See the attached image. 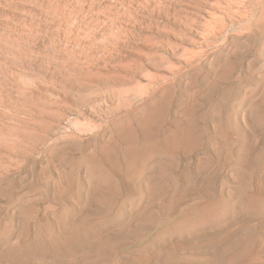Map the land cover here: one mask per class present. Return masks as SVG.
I'll use <instances>...</instances> for the list:
<instances>
[{"label": "rangeland", "instance_id": "rangeland-1", "mask_svg": "<svg viewBox=\"0 0 264 264\" xmlns=\"http://www.w3.org/2000/svg\"><path fill=\"white\" fill-rule=\"evenodd\" d=\"M0 264H264V0H0Z\"/></svg>", "mask_w": 264, "mask_h": 264}, {"label": "bare ground", "instance_id": "bare-ground-1", "mask_svg": "<svg viewBox=\"0 0 264 264\" xmlns=\"http://www.w3.org/2000/svg\"><path fill=\"white\" fill-rule=\"evenodd\" d=\"M243 2V1H242ZM235 14V13H234ZM218 15V14H217ZM218 17V16H217ZM216 21V20H215ZM229 21V20H228ZM215 26V25H214ZM212 27V26H211ZM222 27V26H221ZM96 29V28H95ZM94 29V30H95ZM213 38V37H212ZM210 63V62H209ZM258 120V119H257ZM260 120V119H259ZM232 122V121H231ZM259 123L261 122V124H262V121H258ZM136 188V187H135ZM80 226V225H79ZM70 229V228H69ZM74 229V228H73ZM75 230V231H74ZM73 231H70V230H67L68 232H67V234H66V236H65V238H64V240L62 241L63 243H64V245H63V248H64V246L66 245L67 247H69V246H72V245H75V244H78V243H80V242H85V241H87L92 235L87 231V230H85V231H78V230H76V229H74ZM99 235V234H98ZM53 239H55V238H53ZM56 240H58V239H56ZM52 241V240H51ZM61 241V240H60ZM60 241H57V242H60ZM62 242L59 244V245H61L62 244ZM83 242V243H84ZM55 243V242H54ZM81 244V243H80ZM17 245V244H16ZM51 245H53V244H51ZM57 245V244H56ZM58 245V246H59ZM18 246V245H17ZM39 247V246H38ZM51 247V246H50ZM61 247H62V245H61ZM80 247V246H79ZM55 248H57V247H55ZM71 248V247H70ZM65 249V248H64ZM57 250V249H56ZM13 254V253H12ZM262 262V261H261Z\"/></svg>", "mask_w": 264, "mask_h": 264}]
</instances>
